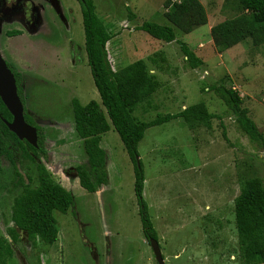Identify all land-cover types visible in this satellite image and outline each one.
Listing matches in <instances>:
<instances>
[{
	"label": "rangeland",
	"instance_id": "obj_1",
	"mask_svg": "<svg viewBox=\"0 0 264 264\" xmlns=\"http://www.w3.org/2000/svg\"><path fill=\"white\" fill-rule=\"evenodd\" d=\"M92 1L112 35L106 45L112 70L143 60L159 82L156 92L132 109L136 120L151 121L197 103L219 116L209 127L200 122L190 125L182 118L151 127L138 144L143 200L165 264H240L234 199L248 179L259 178L264 186V149L249 140L224 102L206 87L223 84L235 90L264 138V45L254 47L246 40L217 51L209 27L234 12L223 7L224 0H203L206 25L187 35L174 29L176 39L203 61L190 69L179 44L135 30L143 22L169 26L164 17L169 10L166 3L180 0ZM70 2L71 34L63 46L72 48L73 63L65 58L57 65V46L38 40V35L8 38L6 32L22 29L15 21L1 22L0 54L19 73L28 116L42 128L47 154L36 162L72 194L74 205L64 214L53 213L58 227L53 245L32 246L24 236L12 243L7 228L13 226V201L22 193L18 174L35 187L37 173L36 164L10 139L15 167L0 157V237L13 249L9 264H157L141 230L134 165L112 127L100 140L107 184L97 193H88L76 176V167L87 161L82 140L74 131L72 100L85 105L99 102V96L87 65L79 4ZM32 5L39 15L50 12L43 0Z\"/></svg>",
	"mask_w": 264,
	"mask_h": 264
},
{
	"label": "trees",
	"instance_id": "obj_2",
	"mask_svg": "<svg viewBox=\"0 0 264 264\" xmlns=\"http://www.w3.org/2000/svg\"><path fill=\"white\" fill-rule=\"evenodd\" d=\"M203 0H180L166 3L169 10L164 14L167 25L143 22L135 27L156 40L179 44L185 61L190 69L203 65L186 43L176 39L174 29L189 34L194 29L207 23ZM223 7L233 13L231 18L210 28V35L217 51L223 52L250 40L254 47L264 45V0H224ZM84 50L87 65L99 96V102L90 101L82 105L77 99L72 100V118L74 131L82 140L86 163L76 167L79 185L88 193H97L107 184L105 152L100 148L101 136L112 127L118 134L130 161L134 165V195L139 207L141 230L144 238L157 239L156 231L143 200L144 173L139 160L137 167L138 144L147 129L182 118L188 124L200 122L210 126V121L219 116L207 111L204 103H197L184 108L176 114L157 116L151 121H138L132 115V109L154 94L159 86L156 76L150 73L143 60H136L118 70H112L107 58L106 45L112 35L95 13L92 0L80 2ZM132 18L134 15H130ZM16 79L17 94L24 107L25 121L35 127L38 133V147L33 148L25 141H19L11 133L3 120L10 122L12 116L0 99V157L7 158L15 167L13 152L9 140L20 147L23 154L36 164L37 185L30 186L18 174V184L22 193L13 201L11 221L7 235L13 244L21 237L36 246L41 242L45 246L53 245L58 236V227L53 213H66L73 205L72 194L54 182L46 167L36 159L46 157L42 128L28 116L25 100L20 90V75L7 63ZM222 100L233 115L240 130L253 143L264 149L263 134L248 117L242 107L239 94L223 84L206 87ZM227 141L225 132L222 134ZM29 183L31 178H27ZM234 221L237 232L238 258L240 264H264V186L259 178L243 182L238 196L234 199ZM13 249L8 240L0 237V264H9Z\"/></svg>",
	"mask_w": 264,
	"mask_h": 264
},
{
	"label": "flooded vegetation",
	"instance_id": "obj_3",
	"mask_svg": "<svg viewBox=\"0 0 264 264\" xmlns=\"http://www.w3.org/2000/svg\"><path fill=\"white\" fill-rule=\"evenodd\" d=\"M43 1L46 3V5H48L50 11L46 12V16H42V14L39 15L36 12L34 6L32 5L34 3V0H9L8 2H6V0H0V25L2 21L11 23L15 21L17 25L19 24L22 27V29L13 28L9 32H6L8 38L22 36L24 33L27 34V36L38 35L37 39L43 38V40L46 39V41L49 42L48 43L45 41V44L50 46H57L55 47V50H57L55 63H57V65L61 61L64 62L65 58L67 61L73 63L74 57L72 54V48H70V45L68 48L63 46L65 40L68 41L70 39V25L72 22V18L69 15V11H71L69 9V3L72 5V2H70V0ZM83 1L84 0H77L79 4V15L81 20L82 15L80 2ZM39 7V9L43 10L42 6ZM61 46H63L64 48L62 49ZM55 63L54 65L57 66Z\"/></svg>",
	"mask_w": 264,
	"mask_h": 264
},
{
	"label": "water",
	"instance_id": "obj_4",
	"mask_svg": "<svg viewBox=\"0 0 264 264\" xmlns=\"http://www.w3.org/2000/svg\"><path fill=\"white\" fill-rule=\"evenodd\" d=\"M0 99L12 116L10 122L3 121L8 130L13 133L19 141H25L33 148L38 147L37 129L29 125L24 119V107L17 94L16 80L13 73L8 69L6 62L0 54ZM139 167V159H136ZM77 176V174H76ZM148 244L152 250L157 264H165L158 240L148 238Z\"/></svg>",
	"mask_w": 264,
	"mask_h": 264
},
{
	"label": "crops",
	"instance_id": "obj_5",
	"mask_svg": "<svg viewBox=\"0 0 264 264\" xmlns=\"http://www.w3.org/2000/svg\"><path fill=\"white\" fill-rule=\"evenodd\" d=\"M202 3H203V1H202ZM211 27H212V26H211ZM211 27H209V31H210V28H211ZM186 35H187V34H186ZM194 53H195V52H194Z\"/></svg>",
	"mask_w": 264,
	"mask_h": 264
}]
</instances>
